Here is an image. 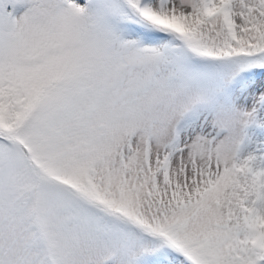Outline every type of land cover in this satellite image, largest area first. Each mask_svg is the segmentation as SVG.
<instances>
[{
  "label": "snow or ice",
  "instance_id": "snow-or-ice-1",
  "mask_svg": "<svg viewBox=\"0 0 264 264\" xmlns=\"http://www.w3.org/2000/svg\"><path fill=\"white\" fill-rule=\"evenodd\" d=\"M0 264H264V0H0Z\"/></svg>",
  "mask_w": 264,
  "mask_h": 264
}]
</instances>
